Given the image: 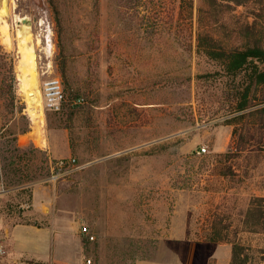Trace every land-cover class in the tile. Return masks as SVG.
I'll list each match as a JSON object with an SVG mask.
<instances>
[{
    "label": "rangeland",
    "instance_id": "1",
    "mask_svg": "<svg viewBox=\"0 0 264 264\" xmlns=\"http://www.w3.org/2000/svg\"><path fill=\"white\" fill-rule=\"evenodd\" d=\"M56 2L60 20L50 0H9L0 7V26L7 21L10 33L7 38L0 27V213L11 222L33 220L32 185L46 181L50 161L30 138L35 129L38 141L49 132L60 147L63 135L70 138L82 165L58 181L64 199L80 211V240L70 243L79 253L72 249L71 262L50 264H137L148 258L224 264L228 255L232 260L234 242L242 244L246 264H264V230L254 229L250 215L256 198L264 197V114L239 116L242 79L198 50L200 1L193 19L181 13L182 0ZM228 3L223 0L218 17L230 29L254 19L253 3ZM26 15L38 19L32 31L17 24ZM216 29L227 37L220 22ZM25 37L36 54V111L21 85ZM54 75L67 96L60 111L46 109L42 96L43 81ZM110 190L126 193L125 204L156 202L160 215L165 205L170 218L148 215L150 226L142 229L149 236L141 240L120 235L125 238L106 241L97 229L90 240L81 231L89 223L86 213H98L92 209L102 207ZM215 228L228 240H197ZM166 233L170 241H160ZM57 257L60 251L42 255Z\"/></svg>",
    "mask_w": 264,
    "mask_h": 264
},
{
    "label": "crops",
    "instance_id": "2",
    "mask_svg": "<svg viewBox=\"0 0 264 264\" xmlns=\"http://www.w3.org/2000/svg\"><path fill=\"white\" fill-rule=\"evenodd\" d=\"M34 130L30 131L31 140L47 152L49 159L73 156L74 150L70 138L63 135V146L60 147L58 145L60 140L54 134L50 136L48 132L46 140L38 141L41 133L40 131L36 133ZM33 133L35 134L32 135ZM114 156L116 154L109 155L108 158L111 159ZM66 193L58 182L47 180L36 182L32 185V208L28 210L31 212L32 222H11L5 214L0 213V232L5 237V252L0 254V264H36L31 261L41 262V264H50L54 261L68 263L72 261L71 256L69 257V254L72 255V249L75 250L73 252L77 256L78 246L72 247L70 243L72 240H80L79 216L76 214L79 210L68 203L69 199H64ZM126 198V193L110 190L106 192L102 207L96 210L92 209L98 213L92 214L88 209L86 217L94 233L97 229L106 241H119L126 235L130 236L129 238L141 240L149 236V233L142 229L144 224V226H150L148 215L156 220H167L170 216L165 205H163L164 212L160 215L158 203L153 202L142 207L137 202L125 204ZM116 226H119L120 229L117 230ZM120 235L125 237H119ZM164 237L162 236L160 241H170V235L166 239ZM53 250L60 251L61 258L57 257L53 260L42 258L43 253L53 252ZM186 253L187 251L181 253L178 251L179 255ZM230 258L228 255L224 264H230ZM180 260L183 262V258H175L172 261L173 264H182ZM157 263L155 258L137 262V264Z\"/></svg>",
    "mask_w": 264,
    "mask_h": 264
},
{
    "label": "trees",
    "instance_id": "3",
    "mask_svg": "<svg viewBox=\"0 0 264 264\" xmlns=\"http://www.w3.org/2000/svg\"><path fill=\"white\" fill-rule=\"evenodd\" d=\"M199 1L196 31L198 50L217 62L227 75L242 79L236 88L235 110L241 112L239 116L244 118L246 114H264V0H227L231 2L227 4L229 7L253 3L254 19L238 23L231 29L224 20L221 21L218 17L222 10L220 6L223 5V0ZM50 2L60 20V8L56 0H50ZM183 12H187L193 19L195 0H182L181 13ZM219 22L226 29L227 37L219 35L216 29ZM234 33L235 38L239 40L238 43L232 41ZM256 199V203L250 209V215L256 220L254 229L264 230V227H261V224H264V197ZM215 229L214 232L208 233L203 238H197V240L212 243L228 240L222 230ZM242 252V244L234 242L230 264H246ZM31 262L41 264V262Z\"/></svg>",
    "mask_w": 264,
    "mask_h": 264
},
{
    "label": "built area",
    "instance_id": "4",
    "mask_svg": "<svg viewBox=\"0 0 264 264\" xmlns=\"http://www.w3.org/2000/svg\"><path fill=\"white\" fill-rule=\"evenodd\" d=\"M42 96L44 99V107L46 109L52 111H60L63 108V105L67 100V96L65 92L64 82L59 75L49 76L43 81ZM34 134L35 133H33L32 135ZM44 137L47 139L46 134ZM206 150L207 148L203 147L202 151L200 152H205ZM80 167H82V165L77 164V158L74 156L50 159L49 174L46 177V180L49 182H58L61 178L73 173ZM81 231L90 240L96 239V234L92 231L89 224H82ZM4 252L5 237L4 234L0 232V253ZM88 262L92 263L93 260L90 258L88 259Z\"/></svg>",
    "mask_w": 264,
    "mask_h": 264
},
{
    "label": "bare ground",
    "instance_id": "5",
    "mask_svg": "<svg viewBox=\"0 0 264 264\" xmlns=\"http://www.w3.org/2000/svg\"><path fill=\"white\" fill-rule=\"evenodd\" d=\"M0 13H3V12L0 11ZM1 19H2V16L0 14V20ZM3 22L4 23H2L0 26L1 30H2L1 32L7 38H10L9 23L5 20H3ZM27 36H28V34H27ZM29 38H30V36H29ZM24 42H25V48H23V62L20 65V67H21V73H20L21 85L23 88H25L27 90V93L29 94L31 107L34 109V111H36V109L40 106V94L36 90V88H34V85L37 86V78H36L37 71H36V64L34 63L36 54H35V50H34L33 46H31L29 49L26 47V45H27V38L26 37L24 38ZM28 45H30V44H28ZM51 45H52L51 39H50V36L48 35V46H51Z\"/></svg>",
    "mask_w": 264,
    "mask_h": 264
},
{
    "label": "water",
    "instance_id": "6",
    "mask_svg": "<svg viewBox=\"0 0 264 264\" xmlns=\"http://www.w3.org/2000/svg\"><path fill=\"white\" fill-rule=\"evenodd\" d=\"M9 0H0V7L4 4V3H7ZM38 19L35 17V18H32L28 15L26 16H21L18 21H17V24L18 26L20 27L21 30H26V31H32L33 28H34V24L35 22H37Z\"/></svg>",
    "mask_w": 264,
    "mask_h": 264
}]
</instances>
